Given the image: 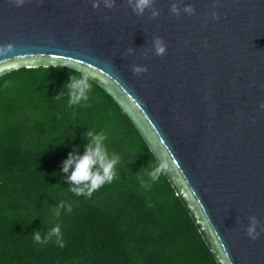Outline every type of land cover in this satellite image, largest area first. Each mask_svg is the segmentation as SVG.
<instances>
[{
	"label": "water",
	"instance_id": "1",
	"mask_svg": "<svg viewBox=\"0 0 264 264\" xmlns=\"http://www.w3.org/2000/svg\"><path fill=\"white\" fill-rule=\"evenodd\" d=\"M173 2L156 0L153 19L125 0L111 10L0 0V45L14 46L0 75L47 65L85 74L130 119L216 263L264 264V232H245L250 216L264 223V0H184L191 16L171 14Z\"/></svg>",
	"mask_w": 264,
	"mask_h": 264
},
{
	"label": "trees",
	"instance_id": "2",
	"mask_svg": "<svg viewBox=\"0 0 264 264\" xmlns=\"http://www.w3.org/2000/svg\"><path fill=\"white\" fill-rule=\"evenodd\" d=\"M71 75L86 76L62 65L0 75V264H217L163 171L150 180L159 165L114 100L89 78L88 101L68 106ZM88 130L120 157L117 177L90 198L62 172L70 152L83 155ZM61 202L72 212L56 217ZM57 224L63 248L34 241Z\"/></svg>",
	"mask_w": 264,
	"mask_h": 264
},
{
	"label": "clouds",
	"instance_id": "3",
	"mask_svg": "<svg viewBox=\"0 0 264 264\" xmlns=\"http://www.w3.org/2000/svg\"><path fill=\"white\" fill-rule=\"evenodd\" d=\"M11 3L15 4L17 7L23 6L26 0H10ZM103 3L104 7L111 10L116 7V0H92V7L94 9H99L100 3ZM128 7L131 8L132 12L137 16H143L145 11L150 12L151 18L155 19L159 17L160 12L154 7L156 0H125ZM184 0H176L171 4L169 9L170 13L179 16L181 12L191 16L195 14V8L192 4H187L183 8L180 7ZM215 7V5H214ZM213 19H219V16L215 11L210 13ZM167 45L164 40L157 36L153 40V50L156 56H164L166 54ZM14 50L12 44L0 45V57H7V54ZM128 53L132 52L129 48ZM145 57L148 55L146 50L144 53ZM132 72L136 75L147 72L146 66L133 65ZM65 88L69 95L68 106L72 107L75 105H80L82 101H88L89 93L92 90V85L89 82V78L86 76L77 77L71 75L69 81L66 83ZM64 94L61 91L55 96L56 99ZM90 106V105H89ZM261 109H264V103L260 105ZM84 138L88 141L85 146L83 155L75 152H70L68 158L63 162L62 172L67 174L66 179L70 185L69 190L77 196L91 197L92 194L100 189L106 183L110 184L117 177V165L120 161V157L113 153L109 155L108 150L104 144L107 139L106 134L103 132L94 133L91 130L83 133ZM161 173V168L156 167L154 170L148 172V176L152 182L159 179ZM141 186L144 188H149L150 184L141 180ZM152 205H149L151 207ZM66 208L68 213L72 212V206L70 204H65L61 202L57 209H55V216L59 217L61 215V209ZM249 224L245 228V232L248 237L252 240L257 239L261 232H264V223L256 216H250ZM259 226V231L257 227ZM34 241L38 244L45 245L49 243L53 238H55V243L59 247L63 248L65 246V241L60 230V226L57 224L50 231H48L43 239L41 238V232L34 230L33 232Z\"/></svg>",
	"mask_w": 264,
	"mask_h": 264
}]
</instances>
